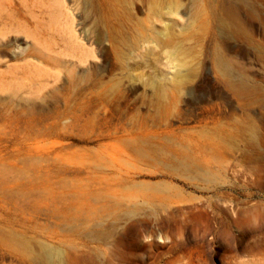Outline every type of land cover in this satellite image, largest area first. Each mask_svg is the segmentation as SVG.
Returning a JSON list of instances; mask_svg holds the SVG:
<instances>
[{
    "label": "rangeland",
    "instance_id": "rangeland-1",
    "mask_svg": "<svg viewBox=\"0 0 264 264\" xmlns=\"http://www.w3.org/2000/svg\"><path fill=\"white\" fill-rule=\"evenodd\" d=\"M61 2L48 58L0 57V264H264V27L236 0Z\"/></svg>",
    "mask_w": 264,
    "mask_h": 264
},
{
    "label": "bare ground",
    "instance_id": "bare-ground-1",
    "mask_svg": "<svg viewBox=\"0 0 264 264\" xmlns=\"http://www.w3.org/2000/svg\"><path fill=\"white\" fill-rule=\"evenodd\" d=\"M237 9L240 12L243 23L252 26L264 27V0H236ZM92 2L97 0H83L85 9H89ZM43 7L50 9V16L56 12H65V7L61 0H0V57L13 55L16 58L24 56L27 49L21 46V42L32 39L36 48V55L41 58H48V52H52L46 47V37L41 31L42 19L45 15ZM230 7V5H229ZM232 7V6H231ZM239 16V15H238ZM216 67L230 73L231 66L221 55L219 50L215 52ZM3 67H6L3 70ZM19 66H6L0 60V93L3 98H7L6 93L9 86L17 81L15 72Z\"/></svg>",
    "mask_w": 264,
    "mask_h": 264
}]
</instances>
